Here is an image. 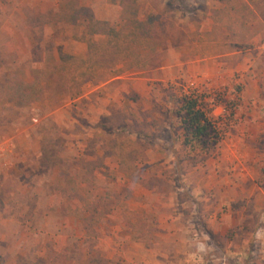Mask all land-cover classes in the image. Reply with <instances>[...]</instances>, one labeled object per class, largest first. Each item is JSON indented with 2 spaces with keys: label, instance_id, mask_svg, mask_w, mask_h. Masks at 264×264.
<instances>
[{
  "label": "rangeland",
  "instance_id": "rangeland-1",
  "mask_svg": "<svg viewBox=\"0 0 264 264\" xmlns=\"http://www.w3.org/2000/svg\"><path fill=\"white\" fill-rule=\"evenodd\" d=\"M76 3L116 27L152 15L160 65L63 92ZM6 74L45 100L15 115ZM183 95L221 130L207 155L182 143ZM0 264H264V0H0Z\"/></svg>",
  "mask_w": 264,
  "mask_h": 264
},
{
  "label": "trees",
  "instance_id": "trees-1",
  "mask_svg": "<svg viewBox=\"0 0 264 264\" xmlns=\"http://www.w3.org/2000/svg\"><path fill=\"white\" fill-rule=\"evenodd\" d=\"M133 5H136L134 1ZM74 9L82 13L81 19L86 22L85 33L78 36V39L86 43V52L82 57L61 50L58 52V62L50 79L57 82L56 84H61L68 75L70 84L63 88V92H74V95H78L82 84L95 81L96 77L105 71H109L108 76L116 77L125 73L138 74L160 65L163 49L156 46L145 47L141 42L142 38L148 39L155 35L153 23L156 18L152 15L147 20H141L136 17L135 8L122 18L123 24L116 27L107 20L95 18L86 7L78 3ZM5 77L4 87L9 89L7 99L10 104H14L15 115L33 103L44 101V88L51 87L50 84L44 86L37 82L28 84L22 81L20 85L12 88L11 78L7 74ZM28 88L34 89L30 92ZM53 99L57 102L59 98ZM174 114L182 130V143L190 150L198 149L200 153L207 155L221 140V130L197 97L181 96L176 100ZM52 129L57 131L55 125ZM56 139L46 134L41 140V164L58 166L64 161L55 147V142L58 141ZM89 229L86 227V230Z\"/></svg>",
  "mask_w": 264,
  "mask_h": 264
}]
</instances>
